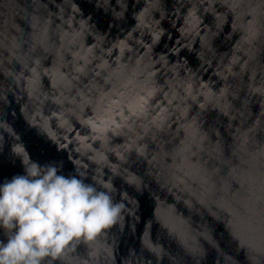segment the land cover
Masks as SVG:
<instances>
[{"label":"water","instance_id":"water-1","mask_svg":"<svg viewBox=\"0 0 264 264\" xmlns=\"http://www.w3.org/2000/svg\"><path fill=\"white\" fill-rule=\"evenodd\" d=\"M27 162L123 205L43 264H264V0H0V185Z\"/></svg>","mask_w":264,"mask_h":264},{"label":"clouds","instance_id":"clouds-1","mask_svg":"<svg viewBox=\"0 0 264 264\" xmlns=\"http://www.w3.org/2000/svg\"><path fill=\"white\" fill-rule=\"evenodd\" d=\"M24 175L0 185V264H43L60 257L75 238L94 239L119 218L123 205L109 191L86 182V173L67 176L62 165L27 162Z\"/></svg>","mask_w":264,"mask_h":264}]
</instances>
